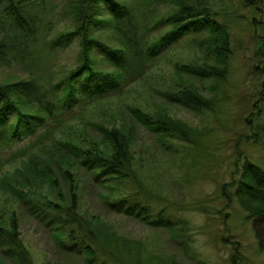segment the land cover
<instances>
[{"label": "trees", "instance_id": "obj_1", "mask_svg": "<svg viewBox=\"0 0 264 264\" xmlns=\"http://www.w3.org/2000/svg\"><path fill=\"white\" fill-rule=\"evenodd\" d=\"M166 1L174 8L173 13L156 24L145 25L147 15L139 13L135 0H71L70 28L59 32L46 45L64 50L77 39L81 48L77 63L57 81L45 84L29 67L42 29L40 14L48 9L46 0H0V62L10 58L26 65L28 71L25 79L0 82V157L5 154L8 157L22 138L33 137L30 142L39 140L14 153V160L20 157L22 165L10 175L13 177L0 178V189L9 191L8 204L18 206L7 219L0 213V264H35L20 236L18 210H24L50 230L61 255L80 259L82 264H146L138 251L127 241L120 242V236L105 226L100 217L82 210L77 192L80 177L105 189L103 203L111 212L141 219L152 227L174 229L176 222L167 216L164 208L152 210L149 201L153 200L143 195V191L116 194L127 189L128 181L139 182L133 164V146H136L133 127H144L163 146H168L173 138L191 144L189 132L193 130L166 114L165 108L162 113H156L130 107L129 123L123 112L111 111L105 102L116 96V92L126 90L129 83L142 79L148 73L149 63L165 48L189 33L206 32L208 37L202 47L213 55L201 66L175 68L180 91L165 96L194 110L211 109L212 100L204 97L189 78L202 83L227 78L232 39L229 26L219 21L218 12L209 0ZM237 1L249 3V0ZM249 23L253 36L264 38L259 30H263L262 22L252 17ZM163 24H168L169 30L152 37ZM142 29L147 32L143 33ZM104 30L113 33L118 40L116 45H108L96 36ZM196 41L200 42L198 38ZM96 51L100 58L95 56ZM102 64L111 70L99 68ZM254 96L259 98L252 103L251 116L246 120L248 131H241L234 145L237 162H243L235 166L233 196L248 214L247 219L264 217V166L251 159L242 146L264 147V80ZM94 107L99 109L96 115L100 118L116 112L121 120L112 113L108 128L94 122L97 133H93L91 125L87 128L90 123L86 116ZM70 114L74 115L67 116ZM76 119L84 127L82 131L74 126ZM56 186L58 197L47 193L54 198H41L44 193L41 189ZM256 238L264 251V236L256 233ZM239 246L238 242L232 264L243 261Z\"/></svg>", "mask_w": 264, "mask_h": 264}, {"label": "rangeland", "instance_id": "obj_2", "mask_svg": "<svg viewBox=\"0 0 264 264\" xmlns=\"http://www.w3.org/2000/svg\"><path fill=\"white\" fill-rule=\"evenodd\" d=\"M70 1L46 0L48 9L45 14H40L42 29L30 56L32 65L29 68L45 84L57 81L77 63L81 49L77 39L64 50L59 46L50 48V45H46L59 32L70 28ZM209 1L218 12L219 21L229 26L232 39L227 78L212 83L189 78L204 97L212 100L211 109L194 110L165 96V93L180 91L175 68L182 65L201 66L204 60L213 55L212 51L202 47L208 37L206 32L189 33L165 48L149 63L148 73L142 79L129 83L126 90L119 94L116 92V96L105 102L111 111L123 112L129 123L132 117L130 107L156 113H162L165 108L166 114L185 122L193 130L189 132L191 144L173 138L168 146H163L144 127H133L136 143L133 146V164L139 182L128 181L127 189L116 194L122 196L132 191H143V195H149L153 200L149 201L152 210L157 212L164 208L167 216L176 222L174 229L152 227L141 219L111 212L103 203L102 195L107 193L105 189L91 185L87 178H79L77 192L82 210L100 217L105 226L120 236V242L127 241L138 251L146 264H232L231 258L238 242L240 260L242 258L243 261L237 264H264V251L260 250L256 238V233L264 236V217L247 219L248 214L233 196L235 166L243 162H237L235 140L241 131H248L246 120L251 116L252 103L259 98L254 96L255 90L264 80V38L254 37L253 27L249 23L255 17L264 25V0H249V5L237 0ZM135 3L139 13L147 15L143 22L145 25L156 24L174 11L166 0H135ZM262 29L259 28L262 32L260 35L264 36V27ZM142 30L143 33L147 32L146 29ZM167 30L168 24H163L151 36L156 37ZM96 36L108 45L118 43L110 31L104 30ZM195 38L200 42H194ZM95 56L100 58L99 52L96 51ZM99 68L111 70L107 64ZM27 72L26 65L13 62L10 58L0 62V82L25 79ZM94 108L86 116L90 123L87 128L91 125L93 133H97L93 123L109 126L112 113L121 120L116 112H108L107 117L100 118L96 115L99 109ZM76 120L73 121L74 126L82 131L84 127ZM33 139L22 138L8 157L6 154L0 157V178L13 177L10 175L22 165L20 157L14 160V153L39 142H30ZM242 146L251 159L264 166L263 146ZM57 188L41 189L44 192L41 198H54L47 193L58 197L55 195ZM8 197L9 191L0 189V213L5 219L18 208L8 204ZM18 216L21 239L35 264L54 261L82 264L80 259L61 255L54 235L43 223L30 217L24 210H18Z\"/></svg>", "mask_w": 264, "mask_h": 264}]
</instances>
